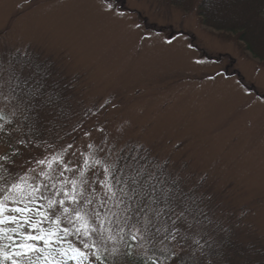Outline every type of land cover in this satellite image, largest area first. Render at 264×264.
Wrapping results in <instances>:
<instances>
[{
  "label": "rangeland",
  "instance_id": "1",
  "mask_svg": "<svg viewBox=\"0 0 264 264\" xmlns=\"http://www.w3.org/2000/svg\"><path fill=\"white\" fill-rule=\"evenodd\" d=\"M235 40L203 27L194 12L152 0H0V61L27 47L50 58L75 78L85 113L80 139L63 154L22 151L8 172L0 167L8 183L0 184V210L17 206L1 218L22 222L14 226L25 233L22 245L35 235L45 248L49 241H40L54 230L88 264H97L99 248L112 264L147 259L139 231L125 252L120 238L129 230L111 231L108 222L116 190L107 169L141 146L201 199L209 227L245 254L263 253L264 60ZM4 70L0 64V113L12 116ZM175 240L183 244L184 235ZM185 243L172 245L173 254L195 257Z\"/></svg>",
  "mask_w": 264,
  "mask_h": 264
},
{
  "label": "trees",
  "instance_id": "2",
  "mask_svg": "<svg viewBox=\"0 0 264 264\" xmlns=\"http://www.w3.org/2000/svg\"><path fill=\"white\" fill-rule=\"evenodd\" d=\"M152 1L166 8L194 12L203 27L236 35L235 43L241 45L243 52L259 61L264 60V0ZM0 64L7 68L2 75L7 76L6 93L15 107L12 116L0 113V140L7 146V151L0 154V167L6 165L8 172L12 164L18 163L22 151L63 154L80 139V118L85 115L74 97L75 78H67L59 64L48 57H40L28 47L12 51ZM107 170L110 189L116 190L112 197L116 210L108 221L110 230L117 231L122 226L123 235L129 230L130 237L120 238L125 252L129 251L127 246L133 244L130 242L133 232H140L147 242L148 258L141 262L136 257L139 264H165L167 261V264H264V252L245 254L236 241L231 240L233 237L209 227L211 218L202 213L201 199L166 173L163 166L158 167L143 147L134 146L126 154L123 152ZM5 173L1 174L4 178L0 184L8 185ZM16 207L0 210V264H67L73 260L88 264L75 243L65 241L61 231L58 235L54 230L45 231L40 241H49L43 243L45 248L37 246L39 239L35 235L31 245H22L25 233L14 227L22 222L16 224L14 216L1 218ZM181 227L184 234L180 232ZM98 233L103 237V233ZM180 235H184L195 257L173 254L172 245L176 246L175 237ZM185 241L178 245L186 247ZM93 246L92 250H96L97 245ZM94 253L97 264L113 263L100 248Z\"/></svg>",
  "mask_w": 264,
  "mask_h": 264
}]
</instances>
